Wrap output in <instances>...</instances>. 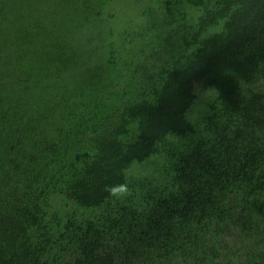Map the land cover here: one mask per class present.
<instances>
[{
  "label": "trees",
  "instance_id": "1",
  "mask_svg": "<svg viewBox=\"0 0 264 264\" xmlns=\"http://www.w3.org/2000/svg\"><path fill=\"white\" fill-rule=\"evenodd\" d=\"M0 264H264V0H0Z\"/></svg>",
  "mask_w": 264,
  "mask_h": 264
}]
</instances>
